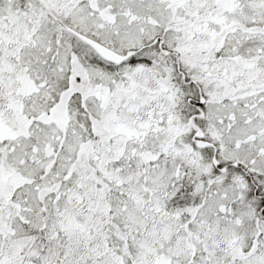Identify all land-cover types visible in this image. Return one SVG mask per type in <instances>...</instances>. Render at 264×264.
I'll return each mask as SVG.
<instances>
[{"label": "snow or ice", "instance_id": "6c2138e0", "mask_svg": "<svg viewBox=\"0 0 264 264\" xmlns=\"http://www.w3.org/2000/svg\"><path fill=\"white\" fill-rule=\"evenodd\" d=\"M0 264H264V0H0Z\"/></svg>", "mask_w": 264, "mask_h": 264}]
</instances>
